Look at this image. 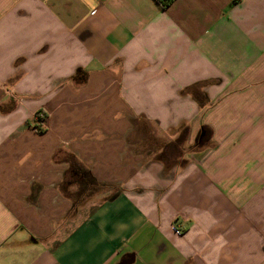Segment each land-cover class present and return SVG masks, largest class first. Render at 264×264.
Here are the masks:
<instances>
[{"label":"crops","instance_id":"crops-1","mask_svg":"<svg viewBox=\"0 0 264 264\" xmlns=\"http://www.w3.org/2000/svg\"><path fill=\"white\" fill-rule=\"evenodd\" d=\"M139 118L189 130L169 177ZM0 264H264V0H0Z\"/></svg>","mask_w":264,"mask_h":264},{"label":"rangeland","instance_id":"rangeland-1","mask_svg":"<svg viewBox=\"0 0 264 264\" xmlns=\"http://www.w3.org/2000/svg\"><path fill=\"white\" fill-rule=\"evenodd\" d=\"M14 97V96H13ZM16 100L15 98H11L10 105L7 106L6 111H12L16 108ZM43 111L44 114H46L45 110H38ZM37 111V112H38ZM37 114V113H35ZM36 116V115H35ZM34 116V117H35ZM33 117V118H34ZM40 119L42 116L39 117ZM45 122L43 124V128H45L47 125ZM136 128L135 130H131L128 137H126V140L128 144L133 145L135 147V152L137 154H141L144 156V161L146 163H150L152 160H158L160 161L163 159V162H165L168 165V168H164L163 170V176L169 177L170 174H172L174 166L175 158L176 156L173 155L171 152L166 151L165 154H163L164 158L159 157L160 150L162 147H165L169 142L174 141L179 135L181 134V131H175L170 134H163L160 132L159 128L150 122H147L146 120H143L142 118H139L136 122ZM172 135V136H171ZM190 138L188 137L187 142L183 144V150L185 151L184 155L182 156L185 159H187L188 154L192 151L191 148L188 147ZM202 145H206L205 143H202ZM75 162V158L73 159ZM73 168H76L74 166ZM76 171V172H74ZM76 173V174H75ZM78 174L81 175L80 169H74L73 170V176L74 178L78 177ZM88 187H80L73 186L72 187V199H73V209H72V221L68 223L67 221V229L71 224V228H74L76 225H78L81 221H83L90 212L94 209L95 206L99 205L102 200L107 197V195H110V192L113 193V190H118V188L114 187L113 190H109L104 186H96V185H86ZM87 188V189H86Z\"/></svg>","mask_w":264,"mask_h":264},{"label":"trees","instance_id":"trees-1","mask_svg":"<svg viewBox=\"0 0 264 264\" xmlns=\"http://www.w3.org/2000/svg\"><path fill=\"white\" fill-rule=\"evenodd\" d=\"M154 1L160 6L162 10H166L175 2V0H154ZM235 4H236L235 2L232 3V5ZM72 79L74 82L78 84H83L87 80V74L85 71L79 69ZM40 113L43 114V117L41 119L39 118ZM46 120H47V115L44 114L43 111H38L32 123H27L26 125L31 127L38 135H43L46 130L42 126ZM180 131L181 134L179 135V137H177L174 141L169 142L165 147H162L159 155V157L164 158L163 154H165L166 151L171 152L173 155H175L176 158L174 164L172 165L174 167L181 166L185 162L184 158L182 157L185 151L183 150L182 147L183 144L188 140L189 130L187 128H182ZM161 162L164 168H168V165L165 162H163V159H161ZM87 180L89 181L88 183H90L91 185L104 186L109 190L113 189V187H111L110 185L100 184L93 178H89Z\"/></svg>","mask_w":264,"mask_h":264},{"label":"flooded vegetation","instance_id":"flooded-vegetation-1","mask_svg":"<svg viewBox=\"0 0 264 264\" xmlns=\"http://www.w3.org/2000/svg\"><path fill=\"white\" fill-rule=\"evenodd\" d=\"M205 135V136H204ZM201 138H200V141H204V139L206 138V134H204Z\"/></svg>","mask_w":264,"mask_h":264},{"label":"built area","instance_id":"built-area-1","mask_svg":"<svg viewBox=\"0 0 264 264\" xmlns=\"http://www.w3.org/2000/svg\"><path fill=\"white\" fill-rule=\"evenodd\" d=\"M40 116H42V117H43V114H41V113H40V114H39V117H40Z\"/></svg>","mask_w":264,"mask_h":264}]
</instances>
